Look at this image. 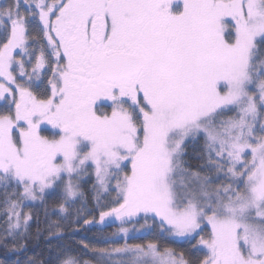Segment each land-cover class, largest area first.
Returning a JSON list of instances; mask_svg holds the SVG:
<instances>
[{"label":"snow or ice","instance_id":"1","mask_svg":"<svg viewBox=\"0 0 264 264\" xmlns=\"http://www.w3.org/2000/svg\"><path fill=\"white\" fill-rule=\"evenodd\" d=\"M33 208L119 222L48 264H264V0L0 3L5 255Z\"/></svg>","mask_w":264,"mask_h":264},{"label":"trees","instance_id":"2","mask_svg":"<svg viewBox=\"0 0 264 264\" xmlns=\"http://www.w3.org/2000/svg\"><path fill=\"white\" fill-rule=\"evenodd\" d=\"M194 157V148H189V158L193 165H195L196 160ZM87 194V189L85 190ZM89 203V208H92V202ZM34 221L32 222L31 232L32 235L27 242V248L22 253H8L5 255L3 249H0V261H4V264H17V261L26 262L29 258H35L43 262V264H48V261L53 258L56 249L59 245H70L73 248H80V241L84 240L85 242H95L98 239V232L101 228L104 229V232L111 233L116 230V224H113L111 227H105L104 225H99L94 223L93 225H84L78 223L75 217V211L71 210V218L68 220L61 221L63 225L62 237H53L51 240L45 235L46 225L44 223V216L40 209L33 208ZM97 219H98V214ZM39 217V230L41 233L40 238H37V225L35 222V217ZM60 217L55 214H50L49 222L53 220H58ZM2 220V216H0ZM107 224V222H106ZM88 258V257H86Z\"/></svg>","mask_w":264,"mask_h":264},{"label":"rangeland","instance_id":"3","mask_svg":"<svg viewBox=\"0 0 264 264\" xmlns=\"http://www.w3.org/2000/svg\"><path fill=\"white\" fill-rule=\"evenodd\" d=\"M6 2V0H0V3H4ZM116 223H119V222H116Z\"/></svg>","mask_w":264,"mask_h":264}]
</instances>
